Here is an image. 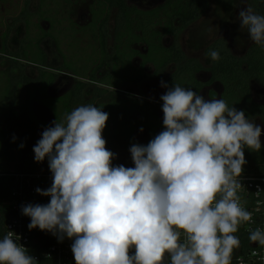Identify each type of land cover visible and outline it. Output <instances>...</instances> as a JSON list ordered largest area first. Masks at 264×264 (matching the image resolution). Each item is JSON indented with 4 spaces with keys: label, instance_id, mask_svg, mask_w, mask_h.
Segmentation results:
<instances>
[{
    "label": "clouds",
    "instance_id": "obj_1",
    "mask_svg": "<svg viewBox=\"0 0 264 264\" xmlns=\"http://www.w3.org/2000/svg\"><path fill=\"white\" fill-rule=\"evenodd\" d=\"M237 18L264 48V15L247 5ZM160 83L164 130L130 147L134 167L113 166L109 114L90 103L53 121L33 147L52 173L51 187L36 192L51 199L22 205V214L29 230L72 240L75 264H232L236 233L254 222L239 191L245 148L259 152L264 129L224 99ZM19 240L12 231L0 239V264H39ZM249 240L264 247V230H249Z\"/></svg>",
    "mask_w": 264,
    "mask_h": 264
},
{
    "label": "trees",
    "instance_id": "obj_2",
    "mask_svg": "<svg viewBox=\"0 0 264 264\" xmlns=\"http://www.w3.org/2000/svg\"><path fill=\"white\" fill-rule=\"evenodd\" d=\"M45 1L42 0V3ZM248 1L255 12L264 15V0ZM58 2L69 7L70 13L73 11L71 1ZM95 3L98 7L90 9L92 20L82 30L95 43L94 54L98 61L90 70L85 65L76 67L73 62L69 64L65 61L63 70L80 79L75 81L70 91L59 99H52L47 91L57 81L58 75L41 71L39 78L32 80L25 74L23 65L20 76L10 78L6 97L0 104L1 166H14L18 171L49 168L47 158L39 163L34 160L33 147L41 139L37 136V130L49 127L37 118L34 104L47 107L55 120H62L74 108L90 103L109 114L103 131L107 149L116 154V144L120 143L128 152L130 167H134L129 151L133 144H139L134 134L145 128L151 140L158 134V129L164 130L160 108L144 99H132L130 106L129 99L108 88L121 90L127 86L141 87L148 81L163 78L167 68L172 65H175L176 70L165 81L169 87L179 84L202 95L206 88L214 87L209 91L208 99L220 97L230 107L243 110L248 119H260L264 126V48L253 44L245 56L237 57L225 39H218L206 49V53L217 50L220 55L219 60H211L209 68L195 59H188L181 48L180 33L202 18L208 10L209 0H164L161 6L150 11L131 6L127 0H95ZM113 10H117V14L113 44L110 45L109 23ZM71 31H75V28L71 27ZM167 37L172 38L169 46L165 44ZM18 56L24 60L26 53H19ZM39 58V64L43 65L44 61ZM138 60L141 61L140 65H137ZM203 72L209 74L207 81L198 77ZM91 83L94 86L90 89ZM18 84H22L23 88L19 96L15 97L13 86ZM216 86L221 90L220 95ZM256 89L263 96L260 101L255 98ZM88 90L92 94L89 99L85 97ZM17 110L21 111L18 118L14 114ZM2 125H9L12 130H3ZM14 128H18V131L14 132ZM20 143L26 147L21 158L16 153ZM245 158V165L249 166L244 168L243 173H264L263 146L259 152L246 148ZM112 163L118 166L115 159ZM257 165L260 167H252Z\"/></svg>",
    "mask_w": 264,
    "mask_h": 264
},
{
    "label": "rangeland",
    "instance_id": "obj_3",
    "mask_svg": "<svg viewBox=\"0 0 264 264\" xmlns=\"http://www.w3.org/2000/svg\"><path fill=\"white\" fill-rule=\"evenodd\" d=\"M29 3L28 9L31 17L29 18V24L26 26L22 19L24 16L22 12L25 9L27 2ZM73 3V11L70 13V9L58 0H46L42 3V0H7L6 3L0 2V50L3 46V38L7 32V27H13L11 31V37L8 42V49L10 52L15 53L18 51L22 44L24 37L29 39H35V32L40 35V28L45 30H50L54 34L55 39L60 43L61 50L57 49L56 42L53 39L48 40L43 44V49L47 53L48 62L47 66L49 69H58L63 66V55L68 57L70 62H73L76 67L85 65L89 70L94 67L97 63L98 58L94 54V49L96 47L93 40L83 32V28L88 25L91 20L90 9L93 6H96L95 0H69ZM130 5L138 6L141 8H151L154 6L152 0H128ZM2 4L3 9H2ZM249 5V1L245 0L244 4H241L239 0H209V7L205 15L189 26L187 29L182 31L179 35V41L181 48L190 59H196L204 67L208 68L210 66V59L206 58V49L207 47L216 39L224 38L227 40L231 51L234 55L238 57L244 56L249 48L255 44L249 39L247 29H240L239 20L237 18L238 11L241 7ZM117 10H113L110 16V28H111V40L110 44L113 43L114 38V28H115V19H116ZM19 20V22H15ZM46 20L50 22H46ZM37 26H39L37 28ZM71 27L75 28V31H71ZM172 42L171 37L165 39V44L169 46ZM11 60L7 57L2 58L0 61V70L5 71L10 67ZM39 68L34 66H28L27 74L30 77H37ZM151 71L152 68L149 67ZM175 68L172 67L168 69L167 72L163 75V78L157 80H151L147 83H144L141 87L137 86H127L123 87L122 90H116L108 88L109 91L113 93H121L123 97L129 99L128 105H132V99H144L150 102L155 103L160 108V119L163 123V111L162 104L163 101L160 99L161 95L166 93V88L161 86V81L164 82L166 79L174 72ZM13 75L18 76L19 70L14 69L12 71ZM203 80L209 79V74L202 73L200 77ZM74 78L71 74L62 73L61 75V84L57 89H54L53 93L58 94L61 91H64L66 88H69L73 84ZM94 85H90L93 87ZM210 88H207L206 92L203 94L205 99H208V91ZM126 92L129 95H124ZM91 90H88L85 94L86 98L91 97ZM143 95V96H142ZM144 97V98H142ZM255 98L261 100L263 96L261 91L256 89ZM37 115L41 119H48L49 127L53 126V121H55L54 116L47 110L42 108H37ZM254 122L257 125H260L262 129L264 126L260 119L253 118ZM6 129V128H5ZM45 130V129H44ZM8 131V129H6ZM39 137L43 131L39 130ZM163 129H158L157 133L159 134ZM17 132V130H14ZM134 139L137 143L141 145H147L150 141V135L147 129L143 128L137 130L134 134ZM262 146L264 147V134L261 136ZM21 143L16 147V153L18 157H22L26 152V147H20ZM117 152H116V164L124 165L125 167H130L131 162L128 156V152L121 146L120 143H117ZM246 151V148H245ZM249 165H244V168H247ZM255 167L260 166H252Z\"/></svg>",
    "mask_w": 264,
    "mask_h": 264
},
{
    "label": "built area",
    "instance_id": "obj_4",
    "mask_svg": "<svg viewBox=\"0 0 264 264\" xmlns=\"http://www.w3.org/2000/svg\"><path fill=\"white\" fill-rule=\"evenodd\" d=\"M241 183V203L253 213L254 222L242 224L236 233L240 247L233 252L232 264H264V247L249 240V230L257 227L264 230V173H243ZM51 184L49 168L18 171L14 166L0 165V239L12 231L20 237L17 242L23 244L39 264H75L72 240L65 237L63 242H58L50 232L39 228L29 230L30 217L21 211L22 205L49 203L51 198L40 195L36 189L46 190Z\"/></svg>",
    "mask_w": 264,
    "mask_h": 264
},
{
    "label": "flooded vegetation",
    "instance_id": "obj_5",
    "mask_svg": "<svg viewBox=\"0 0 264 264\" xmlns=\"http://www.w3.org/2000/svg\"><path fill=\"white\" fill-rule=\"evenodd\" d=\"M153 1V3H154V6L153 7H151V8H141V7H138V6H134V5H131V6H134V7H136V8H138V9H140V10H143V11H150V10H154V9H156V8H158L159 6H161L163 3H164V0H152ZM0 2L1 3H6L7 2V0H0ZM27 2V4H26V6H25V9H24V11L22 12V15L24 16V18L22 19V21H24V24L27 26L28 24H29V18L31 17V15H30V13H29V7H28V5H29V3H28V1H26ZM127 2H128V0H127ZM2 4V9H3V5ZM128 4H129V2H128ZM130 5V4H129ZM4 10V9H3ZM205 15V14H204ZM203 15V16H204ZM202 16V17H203ZM201 19V18H200ZM199 19V20H200ZM0 21H1V19H0ZM115 21H116V19H115ZM15 22H19V20H17V21H15ZM46 22H50V21H48V20H46ZM197 22V21H196ZM195 23V22H194ZM193 23V24H194ZM110 24V23H109ZM87 26V25H86ZM85 26V27H86ZM191 26V25H190ZM39 26H37V28H38ZM8 29H7V32L5 33V35H4V38H3V46H2V49L0 50V61L2 60V58H4V57H7L8 59H10L11 60V64H10V67L7 69V70H5V71H1L0 70V104L2 103V101H3V99H4V97H6V92H7V89H8V85L7 84H9V80H10V78H12V77H14V78H18L19 76H20V74H21V66L23 65L24 67H25V74L27 75V77H29V78H31L32 80H36V79H38L39 78V76H40V73H41V71H44V72H50V73H54V74H56V75H58V79H57V81L52 85V86H50L49 88H48V91H47V93H48V95L52 98V99H59V98H61V97H63L68 91H70V89L72 88V86L74 85V83H75V81L76 80H80L79 78H77L76 76H74V75H72L69 71H67L66 69L65 70H63V67L65 66V61H67L69 64H70V61H69V59H68V57L67 56H65L64 55V53H62V57H63V66L62 67H60V68H58V69H49L48 68V66H47V62H48V56H47V53L44 51V49H43V44L45 43V42H47L48 40H50V39H53L55 42H56V45H57V49L60 51L61 50V47H60V43H59V41L57 40V39H55V36H54V34L53 33H51V31L50 30H45V29H43V28H40V35H38L39 33H34L35 34V36L34 37H36L35 39H32V38H28V37H24V39L22 40V44H21V46H20V48L18 49V51L17 52H15V53H12V52H10L9 51V49H8V42H9V39H10V37H11V31L13 30V27H11V26H9V27H7ZM187 29V28H186ZM114 31H115V28H114ZM184 31V30H183ZM110 32H111V28H110ZM114 39V38H113ZM218 39H221V38H218ZM218 39H216V40H218ZM224 39V38H223ZM110 40H111V38H110ZM215 40V41H216ZM226 40V39H225ZM227 41V40H226ZM180 42V41H179ZM214 42V41H213ZM212 42V43H213ZM211 43V44H212ZM113 44V43H112ZM210 44V45H211ZM111 45V44H110ZM181 45V44H180ZM209 45V46H210ZM208 46V47H209ZM207 47V48H208ZM250 49V48H249ZM184 52V51H183ZM21 54V53H26V58L24 59V60H22V59H20L19 58V56H18V54ZM205 53H206V51H205ZM233 53V52H232ZM247 54V53H246ZM245 54V55H246ZM40 55V56H39ZM186 55V54H185ZM244 55V56H245ZM236 56V55H235ZM39 57H41V61L43 62L44 61V64L43 65H41V64H39L40 63V58ZM187 57V56H186ZM238 57V56H237ZM243 57V56H242ZM188 58V57H187ZM188 59H190V58H188ZM210 59V58H209ZM196 60V59H195ZM199 62V61H198ZM200 63V62H199ZM141 64V61L140 60H138V64L137 65H140ZM201 64V63H200ZM18 65H20V66H18ZM202 66H203V64H201ZM28 66H34V67H37V68H39V70H38V75H37V77H35V78H33V77H30L28 74H27V68H28ZM210 66H211V59H210ZM209 66V67H210ZM172 67H174L175 68V70H176V67H175V65H172V66H170V67H168L167 68V70L165 71V72H167L168 71V69H170V68H172ZM208 67V68H209ZM206 68V67H205ZM14 69H18L19 70V75L18 76H15V75H13V73H12V71L14 70ZM174 70V71H175ZM68 73V74H71L74 78H76L74 81H73V84H71L70 86H69V88H66L64 91H61V93H58V94H54L53 93V91H54V89H57L58 88V86L61 84V75H62V73ZM203 73H206V72H203ZM165 74V73H164ZM207 74V73H206ZM202 76V73L198 76L199 78ZM202 81H207V80H203L202 78H200ZM82 81H86V80H82ZM87 82V81H86ZM149 82V81H148ZM147 83V82H146ZM91 84H93V83H91ZM94 85V84H93ZM14 88H15V97H18L19 96V93H20V91L22 90V88H23V85L22 84H18V85H16V86H13ZM210 88V90L212 89V88H214V87H209ZM216 88V90L218 91V94L220 95V93H221V90H220V88L219 87H215ZM122 90V89H121ZM206 90H207V88H206ZM206 90H205V92H206ZM209 90V91H210ZM209 91H208V93H209ZM126 95H129V93L128 92H126ZM144 98V97H143ZM218 98H220V97H218ZM37 108H42L43 110H47L48 112H50L51 114H52V112L47 108V107H45V106H42V105H39V104H34V112H35V114H36V116H37V118L42 122V123H44V124H49V120L48 119H41L40 117H39V115H37ZM14 114H15V117L16 118H18L19 116H20V114H21V111L20 110H17V111H15L14 112ZM53 115V114H52ZM1 128L3 129V130H6V129H8V131H11L12 130V128L9 126V125H2L1 126ZM6 128V129H5ZM13 130H17L18 131V128H14ZM39 130H41V131H44V128H39L38 130H37V136L39 135ZM39 137V136H38ZM40 138V137H39Z\"/></svg>",
    "mask_w": 264,
    "mask_h": 264
}]
</instances>
